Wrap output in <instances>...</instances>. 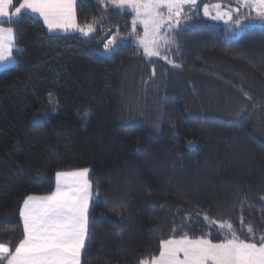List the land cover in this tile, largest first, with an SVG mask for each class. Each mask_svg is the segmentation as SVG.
Listing matches in <instances>:
<instances>
[{
    "label": "trees",
    "instance_id": "16d2710c",
    "mask_svg": "<svg viewBox=\"0 0 264 264\" xmlns=\"http://www.w3.org/2000/svg\"><path fill=\"white\" fill-rule=\"evenodd\" d=\"M75 13L92 35L48 34L26 14L0 25L15 30L14 64L0 69V243L23 238L25 198L81 169V264H140L184 234L219 242L224 222L241 239L264 234V26H181L167 59L148 58L130 12L77 0ZM48 97L56 115L33 123Z\"/></svg>",
    "mask_w": 264,
    "mask_h": 264
},
{
    "label": "snow or ice",
    "instance_id": "6c2138e0",
    "mask_svg": "<svg viewBox=\"0 0 264 264\" xmlns=\"http://www.w3.org/2000/svg\"><path fill=\"white\" fill-rule=\"evenodd\" d=\"M82 2V0H81ZM77 0H22L10 11L14 0H0V25L18 23L26 10L43 19L49 31L73 29L87 36L93 32L92 24H77L75 6ZM118 10L130 9L133 34L137 24L142 25L143 35L137 36V44L145 56L167 59L163 50L171 43L167 35L196 14L198 0H108ZM239 8L255 12L264 22V0H237ZM187 6V7H186ZM210 7L214 10L213 15ZM239 8L221 9L220 3L204 4L203 15L212 20L231 22L236 29L243 27ZM244 13V17L250 14ZM236 18L233 19V14ZM167 26L166 31L162 29ZM116 37L104 45L111 51ZM15 30L0 26V64L15 60ZM172 63V61H169ZM179 67V65H175ZM88 169L56 174V189L49 195H30L25 198L19 215L23 221V238L14 250L0 243V264H81V253L88 236V205L91 185L87 179ZM205 221L215 226L207 215ZM224 235L213 242L209 235L191 238L184 234L179 239L161 242L158 256L142 260L140 264H264V234L258 238L249 227L244 239L230 222L218 225Z\"/></svg>",
    "mask_w": 264,
    "mask_h": 264
},
{
    "label": "rangeland",
    "instance_id": "374dc122",
    "mask_svg": "<svg viewBox=\"0 0 264 264\" xmlns=\"http://www.w3.org/2000/svg\"><path fill=\"white\" fill-rule=\"evenodd\" d=\"M215 3H220L222 10H227V9H230V8H239V5L237 4V0H198V4H197V7H196V14L191 19L182 20L181 24L179 26H177L176 28H174L173 31L177 30L181 26H196V25H200L201 23H209V24H221V25L227 27L228 33L231 36H238L240 34V32H242L245 28L253 26V25H255V23H257L256 25H261L262 24L264 26V22L258 23L260 20L256 16L255 12H250V10L246 9V8H239V11L241 13L240 19L242 20V25H243V27L240 28V29H236L231 22L226 24L223 20H212L210 17H205L203 15V6H204V4H208V5L211 6V5L215 4ZM122 10L130 12L134 16V13H132L130 9H122ZM209 10H210V12L213 15L215 14L214 10L211 7H210ZM249 12H250V14L247 16V18H245L243 14L244 13H249ZM29 15H31L32 17L37 18L38 20H40V22L42 23L43 27L45 28V31L48 34H55V35H63V34H69V33L82 34L81 32L73 30V29H69L66 32L62 31V30L49 31L47 26L44 24L43 19L41 17H39L36 14H31V13H29ZM236 15H237L236 13L233 14V19L236 18ZM137 30L139 31L140 36H142L143 35V27H142V25L137 24L135 31H137ZM166 30H167V26H165V28L162 29V31H166ZM132 31H133V26H132ZM173 31H171V32H173ZM171 32H168L167 35L169 36L171 34ZM92 34H93V32L89 33V35H87V36H90ZM111 47L112 46H110V48ZM140 49H141V51L143 53V49L141 47H140ZM95 52L97 54L101 55V56H105L110 51H106L105 48H103L102 50H97ZM143 56H145L144 53H143ZM145 57H147V56H145ZM151 58H160V57H151ZM12 64H14V61H12V62H10V63H8L6 65L5 64H1L0 68H5L7 66H11ZM46 99L48 100L47 106L45 107L43 105L41 107V109L33 116V119H32L33 123H36V122L42 120L44 117H46L48 115H51V116H55L56 115V113H57L56 109L52 105V102L49 101V97L46 98ZM81 170H83V169H81ZM77 171H79V170H77ZM87 175H88V173H87ZM87 179H88V177H87ZM55 189H56V176L54 178V188H53L52 192L55 191ZM90 193H91V189H90ZM90 201H91V197H90V200H89V205H90ZM22 205H23V203H22ZM22 205H21V207H22ZM89 205H88V209H89ZM21 207H20V209H21ZM19 220H20V223H21V226H22V231H23V221L20 218V215H19ZM159 251H160V249H159ZM158 255H159V253H158Z\"/></svg>",
    "mask_w": 264,
    "mask_h": 264
},
{
    "label": "crops",
    "instance_id": "0c3cea01",
    "mask_svg": "<svg viewBox=\"0 0 264 264\" xmlns=\"http://www.w3.org/2000/svg\"><path fill=\"white\" fill-rule=\"evenodd\" d=\"M20 2H22V0L20 1ZM19 2V3H20ZM19 5V4H18ZM17 5V6H18ZM10 11H14V8H13V6H12V8L10 9ZM22 12L24 13V14H26V15H29V13L28 12H26V10H22ZM29 16H31V15H29ZM0 66H1V64H0ZM0 69H2V68H0ZM21 218V217H20Z\"/></svg>",
    "mask_w": 264,
    "mask_h": 264
}]
</instances>
